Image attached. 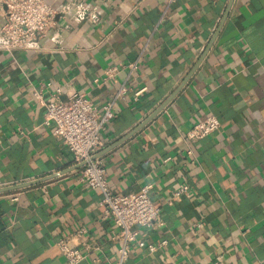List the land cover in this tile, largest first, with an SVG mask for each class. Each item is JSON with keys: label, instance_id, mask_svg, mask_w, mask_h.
Returning a JSON list of instances; mask_svg holds the SVG:
<instances>
[{"label": "crops", "instance_id": "obj_1", "mask_svg": "<svg viewBox=\"0 0 264 264\" xmlns=\"http://www.w3.org/2000/svg\"><path fill=\"white\" fill-rule=\"evenodd\" d=\"M230 1L47 0L58 12L41 41L48 50H0V183L49 176L0 193V264H67L58 241L80 228L86 257L77 264L117 261L118 227L102 217V194L80 180L32 91L74 90L102 110L124 84L97 156L115 193L152 184L164 219L134 227L124 264H264V0ZM209 114L220 128L188 141Z\"/></svg>", "mask_w": 264, "mask_h": 264}, {"label": "built area", "instance_id": "obj_2", "mask_svg": "<svg viewBox=\"0 0 264 264\" xmlns=\"http://www.w3.org/2000/svg\"><path fill=\"white\" fill-rule=\"evenodd\" d=\"M0 13L4 19L0 29V50L7 51L14 58L18 50H48L41 41L55 25L58 12L47 0H1ZM141 58L142 54L128 64L129 77L135 73ZM116 73L117 66L109 68L105 79L115 78ZM94 81L99 82V78ZM126 89L127 86L122 85L115 97L103 105L102 110H98L86 94L74 90H68L64 94L58 88L49 96H45L43 88H33L32 91L36 101L44 109V123L53 125V134L63 139L73 154L74 163L80 165V180L101 192L99 204L102 207V217L112 220L118 227V233L114 237L119 242L118 258L115 263L109 264L126 262L132 241L137 235L135 226L155 228L164 224L162 207L150 194L152 184L143 185L137 193H115L109 185L106 169L97 156L102 144L101 133L115 116L116 99L124 94ZM143 90L144 88L138 90L136 95ZM220 125L219 118L209 114L191 126L186 138L190 142H198L214 134ZM185 154L191 157L192 161L196 160L194 149L188 148ZM170 159L171 157L167 156L164 161ZM35 179L0 183V193L8 191L3 189ZM188 188V184H183L173 195L187 192ZM14 199H17V196ZM85 232V228H80L76 233L58 241V248L66 257L67 264H77L86 257V253L77 246L75 240ZM166 243V240L161 242L162 245ZM82 245L89 251L99 247L88 242H82ZM155 248L154 245L150 246L151 251Z\"/></svg>", "mask_w": 264, "mask_h": 264}, {"label": "water", "instance_id": "obj_3", "mask_svg": "<svg viewBox=\"0 0 264 264\" xmlns=\"http://www.w3.org/2000/svg\"><path fill=\"white\" fill-rule=\"evenodd\" d=\"M232 2H233V0H231L230 1V3H229V8L231 7V4H232ZM229 8H228V10H229ZM228 12V11H227ZM227 16V15H226ZM216 37V36H215ZM215 39V38H214ZM196 67H197V65H196ZM195 69L196 68H194L193 70H192V72L189 74V76L185 79V81L182 83V85H180L179 87H178V89L159 107V108H157V110L154 112V114H152L151 116H149V118H148V120H146L145 122H147V121H149V120H151L158 112H160L163 108H164V106L168 103V102H170L171 100H172V98L176 95V93L181 89V87L185 84V82L189 79V77L191 76V74L195 71ZM144 122V123H145ZM143 123V124H144ZM142 124V125H143ZM142 125H140V126H138V127H136L130 134H129V136L130 135H132L134 132H136ZM122 140H124V138L122 139ZM122 140H119L117 143H120ZM80 165H77V167H79ZM49 177H44V178H38V179H35V180H33V181H30V182H27V183H23V184H19V185H16V186H13V187H11V188H6V189H3V190H10V189H17V188H21V187H23V186H27V185H32V184H36V183H38V182H41V181H44V180H47Z\"/></svg>", "mask_w": 264, "mask_h": 264}]
</instances>
